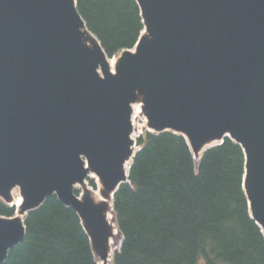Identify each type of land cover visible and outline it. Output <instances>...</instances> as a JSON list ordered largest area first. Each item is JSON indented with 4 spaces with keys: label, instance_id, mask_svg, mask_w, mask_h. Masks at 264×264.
Instances as JSON below:
<instances>
[{
    "label": "water",
    "instance_id": "obj_1",
    "mask_svg": "<svg viewBox=\"0 0 264 264\" xmlns=\"http://www.w3.org/2000/svg\"><path fill=\"white\" fill-rule=\"evenodd\" d=\"M138 2L147 33L114 73L75 0H0V196L20 186L26 214L56 195L107 259L109 204L76 185L94 172L114 195L128 181L142 101L148 126L186 135L195 157L226 137L241 144L264 232V0ZM24 237L20 217L0 216V264Z\"/></svg>",
    "mask_w": 264,
    "mask_h": 264
},
{
    "label": "trees",
    "instance_id": "obj_2",
    "mask_svg": "<svg viewBox=\"0 0 264 264\" xmlns=\"http://www.w3.org/2000/svg\"><path fill=\"white\" fill-rule=\"evenodd\" d=\"M77 5L109 57L133 48L144 29L136 0ZM138 144L130 183L114 195L123 241L110 264H264V234L250 215L240 144L226 138L198 162L173 131H145ZM14 214L0 199V215ZM25 227L2 264H98L79 216L56 195L26 215Z\"/></svg>",
    "mask_w": 264,
    "mask_h": 264
},
{
    "label": "rangeland",
    "instance_id": "obj_3",
    "mask_svg": "<svg viewBox=\"0 0 264 264\" xmlns=\"http://www.w3.org/2000/svg\"><path fill=\"white\" fill-rule=\"evenodd\" d=\"M119 56L116 55V57L114 56V58H110L109 60L113 62V69L115 67V61L117 59V57ZM132 121H133V127H134V131L132 133L133 135V138L134 139H138L139 135L147 129V126H146V121L144 120V115L143 114H139V115H135V117H132ZM138 148V146L135 147V149ZM91 180H93V183L91 182ZM94 178H90L88 177L87 178V183L89 184L90 183V186H92L94 189H98V182H94ZM100 181V179H99ZM101 182V181H100ZM103 184L101 183V194H102V191H103V194L105 195L104 197L106 199H111L110 195L108 193H106L104 190H103ZM14 191H12V195H13V199L16 197L15 194L17 195H20L21 196V190L19 187H14L13 188ZM14 192V193H13ZM89 193V191H88ZM90 194L91 196L93 197V199L96 201V202H100L101 199L97 198L94 196V193L90 190ZM106 202V201H105ZM110 203V202H109ZM113 217V216H112ZM112 220V219H111ZM115 218L112 220V223L114 222ZM112 237V236H111ZM115 239V240H114ZM114 239L112 241V243H109V253H111L110 255H108L107 259H104L101 251L93 244L92 245V248H93V252H94V255H95V258L97 260V263L98 264H108V263H111L112 260H113V256H114V253L117 249H119L120 247V243H121V235L120 233H118L116 236H115V232H114Z\"/></svg>",
    "mask_w": 264,
    "mask_h": 264
},
{
    "label": "bare ground",
    "instance_id": "obj_4",
    "mask_svg": "<svg viewBox=\"0 0 264 264\" xmlns=\"http://www.w3.org/2000/svg\"><path fill=\"white\" fill-rule=\"evenodd\" d=\"M85 31V36L88 38L86 40L87 44L89 46H92V40L94 39V36H91L90 33L88 31H86V28L83 29ZM110 62V67H111V70H113V62L112 61H109ZM114 71V70H113ZM132 109H133V117H135V115H139L142 113V103L137 101V102H133L132 104ZM133 156H131L128 161L125 163V168L126 170L128 171L129 168H130V165H131V159H132ZM90 176L92 178H94L97 182H98V189H94L92 186H90V184H88L86 181L84 183H81V184H78L76 185V187H79V190H80V196L82 197V195L86 192V189H89L91 190L93 193H94V196L101 199V201H106V202H110L111 200L110 199H106L104 197L103 194H101V182L99 181V177L95 174V173H90ZM94 180V182H96ZM86 183V185L84 186V184ZM103 188V187H102ZM14 191V190H13ZM14 193V192H13ZM112 195V193L110 194ZM15 205H19L22 198L20 195H17L15 194ZM17 216L20 217L21 219H23V214L20 213V211H17ZM112 213L109 212L107 213V218L112 221ZM114 232H115V236L118 234V229L115 227L113 228L112 230V237H110V240H109V243H112L113 239H114ZM115 240V239H114ZM111 254V253H110ZM109 254V255H110Z\"/></svg>",
    "mask_w": 264,
    "mask_h": 264
}]
</instances>
